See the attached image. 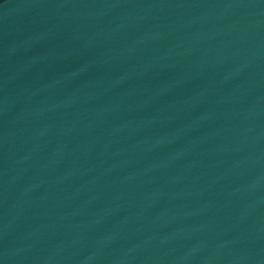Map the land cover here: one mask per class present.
<instances>
[{"label": "water", "instance_id": "obj_1", "mask_svg": "<svg viewBox=\"0 0 264 264\" xmlns=\"http://www.w3.org/2000/svg\"><path fill=\"white\" fill-rule=\"evenodd\" d=\"M0 264H264V0H0Z\"/></svg>", "mask_w": 264, "mask_h": 264}]
</instances>
